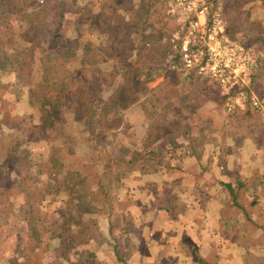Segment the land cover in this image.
Masks as SVG:
<instances>
[{
    "label": "trees",
    "instance_id": "1",
    "mask_svg": "<svg viewBox=\"0 0 264 264\" xmlns=\"http://www.w3.org/2000/svg\"><path fill=\"white\" fill-rule=\"evenodd\" d=\"M73 1L46 0L39 4L34 0H0V17L9 16L17 20L19 29L25 36L23 42L26 46L20 50L14 43L12 50L8 51L3 47L5 43H0V71L18 75L17 84L27 88L26 98L31 108L37 109L41 114L40 125L34 127L40 130V136L45 141L51 142V147L48 148L50 150L48 163L44 168L39 166L35 169L31 162L33 158L34 160L37 158V154L26 155L25 149L17 154L16 149L23 144H36L37 132L27 133L25 137L20 138L16 136L15 149L8 153L0 168L16 173L19 181L0 185V191L16 193L20 209L27 221L28 231L34 236L52 227L61 235H69L68 240L71 243L81 244L89 242V236L91 237L92 231L96 229L95 217L102 210V205L108 202V193L111 191L107 185L109 174L119 169L125 172L133 166L160 164L164 162L161 156L163 152L188 151L186 142L195 150L196 145L193 144L194 140L189 132L194 125L191 127L189 123H185L181 126V122L169 125L162 132H158L159 129L154 125L150 126L149 130L142 129V135L138 136L139 152L135 158L129 159L130 155L115 157L107 150L113 138L115 139L119 133L125 135L128 132L130 127L126 125V114L148 95L150 83L159 77L167 80L171 90L167 95L163 90L157 94L163 93L162 97L167 100L166 107H174L171 103L172 97L178 95L183 107L191 109L198 118L197 121L201 125H206L203 128L196 127L199 134L206 130L211 131L217 120L223 121L220 131L224 132L227 129H242L243 122L247 119L257 120L264 126V116L251 105L237 108L226 116L222 115L219 109L215 111L209 109L210 103H226L229 96H221L213 87L203 83L197 69H185L179 51L181 44L176 46L173 43L172 22L169 18L165 19L164 9L168 7L167 0H99L97 11L94 12L93 4V8L87 10V16L82 22L95 30L100 43L86 44L82 48L81 56L72 51L70 43H67L64 37L66 25L76 12ZM260 1L264 5V0ZM212 2L217 7L218 0ZM109 11L113 14L122 11L128 13L131 18L127 29L118 27L111 30L117 38L112 50L116 51L113 55L117 54V57L128 55L133 58L132 65L137 68L138 74L129 77L124 84L114 90L111 97L106 99L102 97V71L99 70L98 77L93 75L94 78L92 76L91 80L93 82L88 85L87 81L83 80L81 72L85 73L86 69L93 67L99 69L107 60L104 55L111 54L110 47L107 50L102 48V16ZM214 11L211 10L212 13ZM44 28H51L54 31L55 43L42 42ZM225 33L231 35V29H226ZM114 57L116 56H113V59ZM182 87L184 92L181 94ZM207 116L208 119L203 120ZM69 123H76L81 129L95 128L98 132L97 145L102 144V152L92 147L91 150L98 152L97 161L94 163L88 161L83 172L73 171L66 174L65 161L57 157V145L68 148L75 144V135L65 133L62 128L63 124ZM132 134L131 139L138 133ZM131 139L128 143L129 149L132 147ZM99 148L101 147H97V150ZM94 168L98 170L97 172L94 170L95 185L90 171ZM33 171L37 172V175L41 171L47 174L43 184L38 183L35 177H31ZM223 186L228 199L238 208L252 213L251 209L258 205L259 201L255 195L250 202L244 203L245 198L240 196L242 183H225ZM5 193L0 195V247L4 243L12 247L6 250L4 257L10 264H15L17 248L22 242L19 238L22 232L18 226L19 216L22 215L15 214L13 209L17 206L15 203H7L4 200ZM48 208H52L51 213ZM50 214L54 218L53 223ZM83 223L85 228H88V232L83 236L84 240L82 236H75L77 231L72 228L73 225L81 226ZM253 226L255 228L252 232L256 231L258 225L253 223ZM260 230L264 231V228L261 227ZM72 236L77 239L71 238ZM254 243L264 245V233L260 240ZM4 257L1 256L0 259ZM95 257L94 253L90 254L91 259Z\"/></svg>",
    "mask_w": 264,
    "mask_h": 264
},
{
    "label": "crops",
    "instance_id": "2",
    "mask_svg": "<svg viewBox=\"0 0 264 264\" xmlns=\"http://www.w3.org/2000/svg\"><path fill=\"white\" fill-rule=\"evenodd\" d=\"M17 77L0 71V100L23 102L30 109L27 88L17 84ZM254 89L258 95L264 93V72L256 78ZM143 100L132 109L140 110ZM214 123L211 131L193 137L195 150L184 140L188 151L163 152L160 164L109 174L107 185L112 192L95 217L96 229L87 243H71L69 235L52 227L34 236L25 217L19 216L22 242L14 263L45 264L42 261L51 256L54 264H92L90 254L94 253L100 256L98 264H264V245L254 243L264 233L260 230L264 228V126L247 119L242 129L224 132L220 131L222 120ZM132 125L138 134L131 139L129 159L139 152V132L149 130L151 123L136 120ZM238 182L244 203L254 195L258 198L252 213L228 199L223 184ZM253 223L258 225L254 232ZM72 228L84 240L88 232L84 223ZM96 242L98 251L92 249ZM11 248L4 243L0 255L4 257ZM0 261L10 264L5 257Z\"/></svg>",
    "mask_w": 264,
    "mask_h": 264
},
{
    "label": "rangeland",
    "instance_id": "3",
    "mask_svg": "<svg viewBox=\"0 0 264 264\" xmlns=\"http://www.w3.org/2000/svg\"><path fill=\"white\" fill-rule=\"evenodd\" d=\"M34 1L41 4L46 0ZM98 1L99 0L73 1V3L76 5V12L73 17L71 16V21L66 25L64 37L66 42L70 43L72 51H74L78 56L82 55V48H84L86 44L100 43L95 30L90 28V25H84L82 22V20L87 16V10L93 8V4H95L94 12L97 11ZM209 5V12L211 15L210 20H212V15H218V20L222 26V32H220L221 38L227 39L230 42L239 44L245 48L250 47L256 51H264V5L260 0H218L217 7L212 2V0H210ZM133 6L136 7L135 5ZM211 10L215 11L212 13ZM164 11L165 19L167 20L169 18L172 22L171 26L174 30L172 41L176 46H179L182 44L181 42L183 39H185L186 34L181 29V23H179L168 13V7L166 10L164 9ZM130 20L131 18L129 14L123 13L122 11L116 14H113L109 11L102 16V48L107 50L110 47L111 54L104 55L107 60L102 63V67L99 69L93 67L86 69L85 73L81 72L82 77L84 78L83 80H86V84L88 85L89 83L93 82L91 80H93L94 76L98 77V74L100 73L99 70L102 71V97L104 96L106 99L109 96L111 97L114 90H116L119 85L124 84L129 77H135L138 74L137 68L132 65L133 58L128 55L117 57V54L113 55V53H116V51L112 50V47L116 44L117 38L111 30H114L118 27H120V29H127V25ZM0 25V43H5L3 47L7 48L8 51L12 50L14 43L19 47L20 50L26 47L23 42L25 36L22 33V30L19 29L17 20H15L13 17L2 16L0 17ZM226 29H231L232 34L229 36L226 35ZM42 35L44 37V41L42 42L55 43V34L51 28H44L42 30ZM249 43H252V45ZM113 56L116 57L113 59ZM75 64L77 65V62H75ZM37 68V71L39 72L38 65ZM185 69L193 70L186 67ZM198 75L200 74L198 73ZM256 75V78H258L260 72ZM200 76L203 83H205L207 86L213 87L221 96L228 97L220 82H218L215 78H212L211 75L207 73ZM166 81L167 80H165L163 77H159L154 82L150 83L148 85L150 91L148 95L143 98L145 100L140 103V110L136 108L127 112L126 125L127 127H130L128 132L125 135L119 133L115 139L113 138L112 143L107 146V150H109L113 156L119 157L123 155H130L131 151L128 147V143L133 136L132 133L136 132V129H134V126L132 125V123L136 120L145 122L148 120L151 123V127L154 125L155 128L159 129L158 132H162L163 130L167 129V127H169L171 124H179V122H181V126H183L185 123H189L191 127L194 125V127L189 129L192 137H195L199 134V130L196 128L197 125H195L196 122H199L197 121L198 118L196 117L195 113L191 111V109H185L183 107V103L180 101L178 95L172 97L173 101L171 103H173L174 107H166L167 100L164 99L162 95L163 93L167 95V92L171 90L168 87L169 85ZM2 82L3 80L0 78V85L3 84ZM11 82H14L13 78ZM217 88L220 90H217ZM161 90L164 92L162 94L159 93L158 95L157 93ZM180 91L182 94L184 92V88H180ZM2 92L3 90L0 87V96L2 95ZM85 96L87 97V94H85ZM230 97L231 96H229V99ZM102 100L104 99L102 98ZM12 102L10 104H6L3 102V100H0V164L5 161V157L8 155V153L15 149V144L17 142V139H15L16 136H19L18 138H20L25 137L27 133L30 134V132H37L36 144H23L16 149V153L19 154V152L25 149L26 155L37 154V158H35V160L33 158L31 165H35V169L39 166L44 168L45 164L48 163L50 155L49 147H51V142L45 141L40 136V130L34 127L35 125H40L41 114L37 109H29L26 103ZM228 102L229 100L227 99L226 103H210L208 107H210L209 109H212L213 111L219 109L221 110L222 115L226 116L230 113L227 108ZM204 119H208V116L207 118L204 117L203 120ZM62 128L64 129L65 133L69 134L70 132L72 135H75V144H72L69 149H66L60 144L57 145V157L63 158L67 169H69V171L64 170V172H66V174H70L72 171L83 172L87 166V162H96L97 153L100 151L102 152V144L97 145L98 142L96 139L98 132L93 127L81 129L76 123L63 124ZM143 130L145 131V129ZM139 135L141 136L142 133L139 132ZM99 146L101 148L97 150V147ZM92 147L93 149L96 148V151L98 152L91 150ZM23 166L25 167V165ZM94 170L96 172L98 171L95 168L90 170L92 171L93 175V185L96 183ZM46 171L47 169L45 168V172ZM45 172L41 171L37 175V172L34 173L33 171L31 177H35L38 183L43 184L47 175ZM18 181L19 177L16 175V173L13 171L4 170L2 167L0 168V185L16 183ZM2 193L5 192L0 191V195H2ZM4 200L7 203H15L18 206L13 208L15 214L20 213L23 216L19 206L18 196L15 192L5 193ZM48 210L51 213L52 208H48ZM50 220L54 222V218L51 216V214ZM99 222H101V220ZM98 235L102 236V233H99ZM96 243L97 244L95 246L94 244L92 245V249H96L98 251V242ZM99 259L100 256L96 255V257L92 259L91 263L98 264ZM42 262L45 264H54L55 257H45Z\"/></svg>",
    "mask_w": 264,
    "mask_h": 264
},
{
    "label": "built area",
    "instance_id": "4",
    "mask_svg": "<svg viewBox=\"0 0 264 264\" xmlns=\"http://www.w3.org/2000/svg\"><path fill=\"white\" fill-rule=\"evenodd\" d=\"M167 2L168 13L181 23L186 34L179 47L185 67L197 69L200 75L207 73L220 82L231 96L227 104L230 112L251 105L264 116V93L258 95L254 89L256 74L264 72V51L221 38L218 15H212L210 20V0Z\"/></svg>",
    "mask_w": 264,
    "mask_h": 264
}]
</instances>
